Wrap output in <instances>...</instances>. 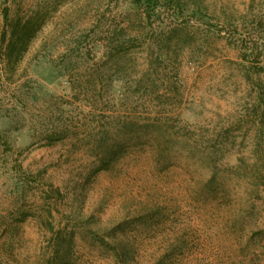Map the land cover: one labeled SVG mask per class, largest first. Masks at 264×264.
I'll return each instance as SVG.
<instances>
[{"label":"rangeland","instance_id":"obj_1","mask_svg":"<svg viewBox=\"0 0 264 264\" xmlns=\"http://www.w3.org/2000/svg\"><path fill=\"white\" fill-rule=\"evenodd\" d=\"M158 3L0 0V264H112L81 228L120 222L144 256L264 264V0Z\"/></svg>","mask_w":264,"mask_h":264},{"label":"trees","instance_id":"obj_2","mask_svg":"<svg viewBox=\"0 0 264 264\" xmlns=\"http://www.w3.org/2000/svg\"><path fill=\"white\" fill-rule=\"evenodd\" d=\"M135 4L140 5V7L144 8L147 11L148 18H151L152 14L156 12L158 8V0H135ZM4 18L5 21L8 22L9 20V9L5 8L4 10ZM7 35L3 36L1 39V45L5 48L6 55L4 61L6 65L10 66L12 64L11 60L7 58L8 52H11L13 47L14 38L8 41ZM7 42H9L7 44ZM26 50V48H24ZM158 131L157 132H150L145 136H148L149 142L156 143V148L162 151L163 148L167 145V134H165V126L157 125ZM162 130V131H161ZM71 129L67 125H57V139L50 141L49 144H53L55 142H61L69 138ZM144 136V137H145ZM142 138V137H139ZM107 153L105 154L108 156V159L112 157L113 149H107ZM105 151V152H106ZM159 151V152H160ZM211 154L209 155V157ZM208 168L211 172V177L206 182L205 185H209L211 189L212 187L216 186L218 181V172L216 165H208ZM148 210L147 214H153V209H144ZM80 222V220H79ZM253 227L257 230H264V218L263 219H254L250 221ZM85 224V223H80ZM123 223H118L112 227H104L102 229H89L88 227H80L78 225V229H83L86 232V235L90 237L93 241L97 242L100 248L106 250L110 255V260L112 264H176V250L177 247V240L174 242V245L166 244L162 250L160 251H153L146 256L142 255L140 251L135 247V244L131 240V236H129L126 230L123 228ZM81 228V229H80ZM74 233L72 234L73 237ZM70 253L64 252L62 250H57L52 252L49 256V264H71L70 261Z\"/></svg>","mask_w":264,"mask_h":264}]
</instances>
